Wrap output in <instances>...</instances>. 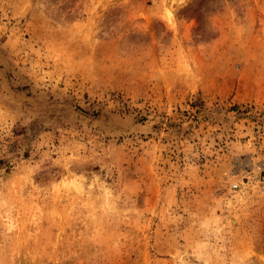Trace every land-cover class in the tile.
Masks as SVG:
<instances>
[{"label": "rangeland", "instance_id": "374dc122", "mask_svg": "<svg viewBox=\"0 0 264 264\" xmlns=\"http://www.w3.org/2000/svg\"><path fill=\"white\" fill-rule=\"evenodd\" d=\"M0 264H264V0H0Z\"/></svg>", "mask_w": 264, "mask_h": 264}]
</instances>
